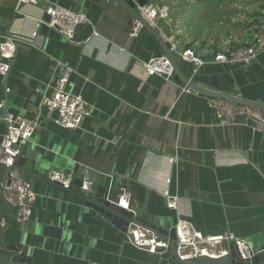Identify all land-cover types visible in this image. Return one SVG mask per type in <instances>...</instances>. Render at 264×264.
Returning a JSON list of instances; mask_svg holds the SVG:
<instances>
[{
    "label": "crops",
    "instance_id": "0c3cea01",
    "mask_svg": "<svg viewBox=\"0 0 264 264\" xmlns=\"http://www.w3.org/2000/svg\"><path fill=\"white\" fill-rule=\"evenodd\" d=\"M49 1L90 18L93 27L76 29L79 44L37 24L36 18L48 20L44 1L21 5L17 12V0H0V27L8 21V33L25 40L16 45L8 75L0 77V115L6 111L40 122L21 150L39 164L33 170L28 160L26 167L45 178L50 169L74 177L84 168L108 169L113 175L110 198L115 200L125 187L130 207L140 216L164 226L180 216L204 235L230 230L252 246L264 244V135L243 125L217 126L206 95L179 94L184 84L174 74L170 82L149 76L143 63L163 51L144 28L130 38L133 17L115 3ZM157 25L175 41L170 15ZM93 28L98 36L86 43ZM54 59L71 65L67 88L95 108L79 128L53 125L39 106ZM204 60L193 77L189 64L182 72L197 84L264 102V50L249 65L216 62L213 56ZM4 131L0 120V138ZM3 176L0 166V181ZM27 179L36 193L31 216L18 225L11 219L13 208L3 206L5 241L20 239L44 264H159V254L133 245L115 225L93 221L73 194L45 179ZM164 193L178 197L177 210L167 208Z\"/></svg>",
    "mask_w": 264,
    "mask_h": 264
},
{
    "label": "built area",
    "instance_id": "2783aa9c",
    "mask_svg": "<svg viewBox=\"0 0 264 264\" xmlns=\"http://www.w3.org/2000/svg\"><path fill=\"white\" fill-rule=\"evenodd\" d=\"M41 1L45 2L44 13L48 20L36 18L37 24H44L49 28L57 30L70 44H79L75 39V32L80 25L93 24L90 18L81 11H74L49 0H17L15 10L20 11V6L31 4L38 6ZM141 15L149 24L158 26L160 20L169 18V4L146 3L140 8ZM159 27V26H158ZM143 29L142 23L132 20L128 36L137 37ZM160 29V28H159ZM162 32V31H161ZM163 33V32H162ZM165 36L169 50L173 54H178L182 60L191 66V77L207 61L198 56L190 47H179L173 37ZM98 36L93 28L92 33L84 40L88 43L92 38ZM0 77H6L11 69L13 59L16 54V45L24 38L11 33L0 34ZM264 50V20L257 26L254 40L248 46L227 49L218 52L213 56L214 61L228 64L249 65ZM149 76H162L166 82H170L173 76V68L165 55L152 56L143 63ZM53 75L47 85V91L41 95L40 108L47 110V118L55 126L64 129L79 128L82 121L91 116L95 110L80 93L71 92L67 86L73 73L71 65L60 59H54ZM191 77L189 80H191ZM5 88V93L9 92ZM197 93L191 90L186 84L182 85L179 94ZM205 102L209 109L214 111L216 122L220 127L229 125H243L251 130L264 135V112L257 108L239 104L219 97L205 96ZM4 107V101H0V108ZM40 110V109H39ZM242 115L243 119H238ZM0 120L4 122L5 131L0 138V164L9 168L4 181H0V228L8 224V217L3 212V201L7 202L14 210L11 219L18 225H25L31 216L32 206L36 199L31 181L13 166L14 159L21 154L22 147L30 140L40 125L39 119H28L21 115L4 111L0 115ZM48 179L57 182L63 189L72 185L74 180L73 172H66L61 169H50ZM83 189H88L89 184L84 182ZM131 193L125 187H121L116 197L115 203L126 209L130 207ZM167 208L177 210L178 197L164 193ZM175 229V249L180 259H188L204 255L211 258H219L228 253L229 244L235 245L241 258H249L260 251L259 247L250 245L245 239L236 235L230 230L222 231L214 235H204L187 218L177 217L174 223ZM127 233L133 236V245L145 248L150 253L161 254L167 249V243L158 238L146 228L137 225L128 226ZM129 240V239H128Z\"/></svg>",
    "mask_w": 264,
    "mask_h": 264
},
{
    "label": "water",
    "instance_id": "95a60500",
    "mask_svg": "<svg viewBox=\"0 0 264 264\" xmlns=\"http://www.w3.org/2000/svg\"><path fill=\"white\" fill-rule=\"evenodd\" d=\"M111 1L117 6L125 10L134 19L139 20L142 23L144 29H146L155 39L158 41L163 54L170 61L173 68V73L182 84H186L191 90L197 93H201L208 96L219 97L222 99H227L239 104H243L249 107L257 108L264 112V102L262 101H252L237 96L234 90L219 91L210 86H205L203 84H197L187 77L186 74L182 72V69L188 65L187 62L182 60L178 54H173L168 47L165 36L161 32L158 26L149 24V22L141 15L140 7L149 2V0H102V3ZM2 24L0 27V32H8V25ZM242 115L238 116V119H243ZM29 160L30 167L33 170L37 169L39 160L36 158H29L23 155H18L14 159L13 166L19 168V170L26 177H38L45 179L51 184L57 185L59 188L63 189L60 184L53 182L48 178H45L40 173L32 171L30 168L26 167V162ZM4 169V176L2 181L6 179L7 171L9 168L0 164ZM83 171L77 172L72 182V185L63 189L71 194H73L78 203L86 210L91 213V219L96 223H99L101 219L110 222L117 228L122 230L127 239L133 244V236L127 233L128 226L137 225L142 228H146L152 233L156 234L158 238L162 239L167 243V249L159 254V264H264V244L259 247L260 251L249 258H241L235 245L229 244L228 253L219 258H211L208 256L200 255L188 259H180L177 255L175 249V229L174 225L164 226L160 222H156L152 218H147L136 214L131 210H126L115 203L114 199L110 198V183L112 178L111 170H101L93 171L89 169H82ZM89 184L88 189H83L82 184ZM4 205H9L7 202L3 201ZM5 228V227H4ZM4 228H0V264H44L40 262L41 260L32 254L28 247H23L21 240L15 238L12 240H4L5 233ZM147 248V247H141Z\"/></svg>",
    "mask_w": 264,
    "mask_h": 264
},
{
    "label": "trees",
    "instance_id": "16d2710c",
    "mask_svg": "<svg viewBox=\"0 0 264 264\" xmlns=\"http://www.w3.org/2000/svg\"><path fill=\"white\" fill-rule=\"evenodd\" d=\"M246 0H172L169 4V15L175 41L181 47H190L201 58L208 59L218 52L227 49L248 46L254 40L257 26L264 20V0L259 2L252 12H247L245 24H233L232 18L237 7ZM240 11V10H239ZM225 24L241 26L245 36L239 41H231L227 48H221L217 42L218 30ZM86 31V35L88 34Z\"/></svg>",
    "mask_w": 264,
    "mask_h": 264
},
{
    "label": "rangeland",
    "instance_id": "374dc122",
    "mask_svg": "<svg viewBox=\"0 0 264 264\" xmlns=\"http://www.w3.org/2000/svg\"><path fill=\"white\" fill-rule=\"evenodd\" d=\"M259 2H253L252 0H246L245 4L241 3L239 7H237V13L233 16H229L232 18V23L237 24L242 23L245 24L246 20L249 21L251 18L247 17V12H252L253 8L258 6ZM240 10V11H239ZM232 26L230 24H225L223 28L218 30L217 42L221 46V48H227L231 41H239L241 36H245V32L243 31V27L241 26Z\"/></svg>",
    "mask_w": 264,
    "mask_h": 264
}]
</instances>
